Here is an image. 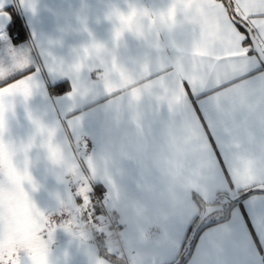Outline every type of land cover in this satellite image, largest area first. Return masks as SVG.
<instances>
[{
  "label": "crops",
  "instance_id": "1",
  "mask_svg": "<svg viewBox=\"0 0 264 264\" xmlns=\"http://www.w3.org/2000/svg\"><path fill=\"white\" fill-rule=\"evenodd\" d=\"M2 2L24 37L0 42V77L32 67L0 80L18 81L0 92V172L18 173L5 191L22 215L25 200L43 213L32 240L49 264H179L204 207L249 190L182 264H264V68L250 54L210 80L198 52L220 31V0ZM96 186L119 223L114 261L82 235L45 243Z\"/></svg>",
  "mask_w": 264,
  "mask_h": 264
},
{
  "label": "snow or ice",
  "instance_id": "2",
  "mask_svg": "<svg viewBox=\"0 0 264 264\" xmlns=\"http://www.w3.org/2000/svg\"><path fill=\"white\" fill-rule=\"evenodd\" d=\"M218 7L220 12L217 19L220 31L216 37L210 38L207 42V54L200 51L198 55L202 60L207 61L205 67L215 65L210 80L215 79L219 84L221 80L240 71L241 61L245 62L249 59L250 54H254L259 60H264V0H220ZM229 7H231V15H229ZM0 9H2L0 10V42L9 40L10 29L15 30L13 36L19 40L21 28L17 27L12 15L4 10L2 0H0ZM241 28L244 31H241ZM31 67V65L16 67L10 75L20 73L21 80H24V72L31 73L28 71ZM10 75L6 73L0 77V80H7ZM185 82L192 87L190 81L181 82L184 96L187 95ZM17 83L16 79L11 83H5L0 87V92L15 95L16 93L11 90ZM3 104L4 100L0 98V107ZM3 144L4 138L0 135V146ZM8 169V177L0 172V264H49L46 245L32 240V235L45 226L43 213L31 205L30 201L25 200L24 207H30L31 211L27 215L21 214L15 195L11 191H5V184H10L11 179L18 176L11 163L8 164ZM28 181L31 182V177H28ZM81 199L83 200L84 197ZM88 202H91L90 195ZM53 232L54 228L47 229L49 240Z\"/></svg>",
  "mask_w": 264,
  "mask_h": 264
},
{
  "label": "rangeland",
  "instance_id": "3",
  "mask_svg": "<svg viewBox=\"0 0 264 264\" xmlns=\"http://www.w3.org/2000/svg\"><path fill=\"white\" fill-rule=\"evenodd\" d=\"M12 39L15 40V38H12ZM89 195L91 197V194H89ZM88 196L87 197H84V199L82 201H86L85 199H88ZM236 198L237 197H234V196H232V197L228 196L225 200H222L221 204L224 207L225 205H228L229 203H231L233 200H236ZM98 202H99V204H101V201L99 199H98ZM79 203H81V202L76 203L75 206H77V204H79ZM91 204H92V208H93V203H91ZM216 204H218V203H216ZM75 208H74V210H70V211L64 212L65 214L63 213L58 218V220L55 222V225L56 226H54L57 229H54V232L52 233L51 239L49 240L48 239V236H47L46 237L47 242H45L46 240L44 242L46 244H51L53 241L55 242V240H56L55 237H59V236L63 238L65 236L82 235L84 237L83 233H81L79 231L80 228H84L87 231V233H88V235H87V238L88 239L91 238V236H92L91 234H92V231L93 230L98 231V232H101L103 234L105 233L106 234V235L104 234L105 235V241H106L107 245L110 246V247H107L108 248L107 249V252L109 254H116V255H118L119 254L118 252L121 250L120 249V245L117 242V236H116L118 234V229H119V227H118L119 226L118 220L115 219V218H113L111 215H109L107 213H104V212H102V213L99 212L98 213L97 212L99 214L98 215L99 221H100V223L101 222L102 223L101 224H98V226L97 225L94 226L91 223H89V221L86 222V221L80 220L76 216ZM220 211H222V210H220ZM220 211H217V212H220ZM220 214L221 213H218L217 215H220ZM108 217H112L115 221L114 222L112 221V224H110L108 222ZM68 222H71V224H72V227H73V230L72 231H70V230H68L67 228L64 227V224L65 223H68ZM107 226L110 227L109 230L106 229ZM192 230H193V228H192ZM192 230H191V232L189 234V237H188V239L186 241L185 248L187 247V242H188V240L191 237ZM67 233H69V234H67ZM58 240H56V241H58ZM119 255H122V254H119Z\"/></svg>",
  "mask_w": 264,
  "mask_h": 264
},
{
  "label": "trees",
  "instance_id": "4",
  "mask_svg": "<svg viewBox=\"0 0 264 264\" xmlns=\"http://www.w3.org/2000/svg\"><path fill=\"white\" fill-rule=\"evenodd\" d=\"M7 11L12 15V17H13V19H14V21H15V24L17 25V27H20V28H21L20 39H19V40H22L23 37H24V35H23L22 26H21V24H20V21H19V19H18L17 14L15 13L14 10H12V8H7ZM14 31H15L14 29H10V30H9V33H10V35H11L13 38H15V37L13 36V32H14ZM241 31H244V30L241 28ZM15 40H16V41H19V40H17L16 38H15ZM65 90H66V88H65V87H62V91H65ZM254 192H257V190H249V191H246V192H241V193L239 194V196L236 198V200H233V201H232L231 203H229L228 205H225V206L223 207L222 211H220V212H214V213L210 214L208 217H206V218L204 219V221L200 224V226L197 228V230L195 231V235H194L192 241H191L190 244H189V248H188L187 253L181 255V259H182V260H181V262H180L179 264H182V263L186 260V258L189 256L190 251H191V249H192V246H193V244H194V241H195V239H196L198 233H199L203 228H205L206 226H208V225H210V224H212V223H216V222H219V221L225 220V219L228 217V211H229V209H230V208H231L236 202L240 201L241 199H243V198L246 197L247 195H249V194H251V193H254ZM90 194H91V199H92V203H93V208L95 209L96 212H98V213L101 212V213H102L103 211H102L101 205H100L99 202H98V199L100 200V198H101L102 195H103V190H102V188H101L100 186H96V188H95V192L90 193ZM224 210H225V212H224ZM202 212H203V210L201 211V213H202ZM201 213H200V214H201ZM218 213H221V214H220V215H217ZM200 214H199V215L193 220V222L191 223L190 228H189V232H188V234H187L186 241H187V239H188V237H189V234H190V232H191V230H192L194 224L196 223L198 217L200 216ZM113 218H115V217H113ZM115 219H116V218H115ZM118 227H119V226H118ZM91 235H92V236H91L90 240L93 241V242L97 245V247H98L97 250L100 252L101 255H103L104 257L109 258V259L112 260V261H114V260H113L114 258H117V257L119 258V256L121 257V255H119V254L121 253V251L118 252V253H119L118 255H116V254H109V253L107 252L106 245H105V235H104L103 233L93 230ZM186 241H185V243H186ZM114 264H122V263L118 260V261H116V262L114 261Z\"/></svg>",
  "mask_w": 264,
  "mask_h": 264
},
{
  "label": "built area",
  "instance_id": "5",
  "mask_svg": "<svg viewBox=\"0 0 264 264\" xmlns=\"http://www.w3.org/2000/svg\"><path fill=\"white\" fill-rule=\"evenodd\" d=\"M86 201H81V203L77 204L75 208V213L76 216L83 221H86L91 223L92 225H97L101 224L98 218V213L94 211L92 208V202H88V199H85ZM92 201V200H91ZM86 209V210H85ZM112 221L114 222L115 220L112 217H108V222L112 224ZM117 224V223H116Z\"/></svg>",
  "mask_w": 264,
  "mask_h": 264
},
{
  "label": "water",
  "instance_id": "6",
  "mask_svg": "<svg viewBox=\"0 0 264 264\" xmlns=\"http://www.w3.org/2000/svg\"><path fill=\"white\" fill-rule=\"evenodd\" d=\"M259 61H260L261 65L264 68V60H259ZM222 209H223V205L222 204H210V205H207V206L204 207L203 212L200 214V216L198 217V219H197V221H196V223H195V225L193 227L191 237H190V239L187 242V247H186L185 253H187V251H188L189 244H190V242L192 241V239H193V237L195 235V231L200 226V224L204 221V219L206 217H208L210 214H212L214 212H217V211H220Z\"/></svg>",
  "mask_w": 264,
  "mask_h": 264
},
{
  "label": "clouds",
  "instance_id": "7",
  "mask_svg": "<svg viewBox=\"0 0 264 264\" xmlns=\"http://www.w3.org/2000/svg\"><path fill=\"white\" fill-rule=\"evenodd\" d=\"M65 163H68V161H65ZM64 227L67 228V229L70 230V231L73 230V227H72L71 222L65 223V224H64ZM79 231H80L81 233H83L84 238H87L88 233H87V231H86L84 228H80Z\"/></svg>",
  "mask_w": 264,
  "mask_h": 264
}]
</instances>
